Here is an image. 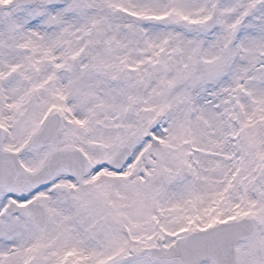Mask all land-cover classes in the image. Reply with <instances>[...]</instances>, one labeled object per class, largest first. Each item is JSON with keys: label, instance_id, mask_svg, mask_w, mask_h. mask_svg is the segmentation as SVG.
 Returning <instances> with one entry per match:
<instances>
[{"label": "snow or ice", "instance_id": "obj_1", "mask_svg": "<svg viewBox=\"0 0 264 264\" xmlns=\"http://www.w3.org/2000/svg\"><path fill=\"white\" fill-rule=\"evenodd\" d=\"M0 264H264V0H0Z\"/></svg>", "mask_w": 264, "mask_h": 264}]
</instances>
